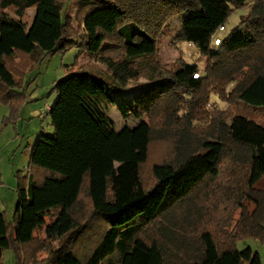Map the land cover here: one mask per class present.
Returning a JSON list of instances; mask_svg holds the SVG:
<instances>
[{"label": "trees", "instance_id": "obj_1", "mask_svg": "<svg viewBox=\"0 0 264 264\" xmlns=\"http://www.w3.org/2000/svg\"><path fill=\"white\" fill-rule=\"evenodd\" d=\"M175 19L174 42L197 56L168 66L160 47ZM73 48L108 74L54 84L53 133L16 175L13 219L0 212V264L8 250L17 264H262L237 243H264V124L228 122L212 97L264 109V0H0V102L15 113L23 77ZM140 78L117 109L147 122L117 131L102 107Z\"/></svg>", "mask_w": 264, "mask_h": 264}, {"label": "rangeland", "instance_id": "obj_2", "mask_svg": "<svg viewBox=\"0 0 264 264\" xmlns=\"http://www.w3.org/2000/svg\"><path fill=\"white\" fill-rule=\"evenodd\" d=\"M79 3L69 4L65 22L76 27V16ZM249 8L234 10L227 23L226 31L219 32L218 37H223L236 27L243 16L248 14ZM36 15L35 10L27 13L25 23L32 24ZM181 20L175 19L169 28V35L162 40L160 55L162 62L168 66L174 65L179 58L180 52L185 53L186 59L195 62L197 51L193 45H183L174 42ZM74 73H90L96 77H103L108 74V70L99 62L88 58L86 52L81 48H73L66 52H58L47 56L42 62L36 65L22 79V87L18 93L24 96V102L15 113L11 107L0 102V212H5L7 218L13 219L17 204V179L18 172L26 174L30 162V156L35 142L42 132L53 133L49 108L57 98L53 91L54 84ZM203 75L202 72H200ZM108 80V79H107ZM147 78H140L129 86V91L119 95L112 93L114 106L105 105L102 112L114 124L117 131L125 127L133 128L142 122H147L146 113L139 111L140 117L129 115L123 119L117 109L120 103L130 100L137 93L136 84L146 83ZM213 104L226 112V119L231 122L235 116H243L254 123L264 124V109H256L242 103H224L218 97H212ZM215 102V103H214ZM209 104L208 108L214 105ZM264 190V178L256 186ZM250 211L254 205L247 203ZM239 250L251 247L255 252H259L264 264V243L254 238H248L237 243ZM3 264H17L13 250L5 252Z\"/></svg>", "mask_w": 264, "mask_h": 264}, {"label": "built area", "instance_id": "obj_3", "mask_svg": "<svg viewBox=\"0 0 264 264\" xmlns=\"http://www.w3.org/2000/svg\"><path fill=\"white\" fill-rule=\"evenodd\" d=\"M221 31H223V29H221ZM213 41H214V44H215V45H218V44L220 43V39H219L218 37H215V38L213 39ZM197 77H198V75L195 76V78H197Z\"/></svg>", "mask_w": 264, "mask_h": 264}, {"label": "crops", "instance_id": "obj_4", "mask_svg": "<svg viewBox=\"0 0 264 264\" xmlns=\"http://www.w3.org/2000/svg\"><path fill=\"white\" fill-rule=\"evenodd\" d=\"M263 264V263H262Z\"/></svg>", "mask_w": 264, "mask_h": 264}]
</instances>
